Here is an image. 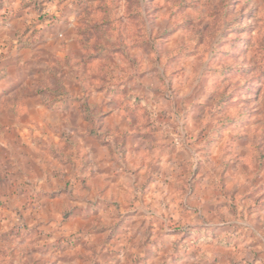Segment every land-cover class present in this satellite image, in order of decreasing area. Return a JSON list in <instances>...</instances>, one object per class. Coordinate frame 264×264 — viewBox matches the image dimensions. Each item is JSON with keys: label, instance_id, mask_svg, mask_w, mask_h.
I'll return each instance as SVG.
<instances>
[{"label": "rangeland", "instance_id": "1", "mask_svg": "<svg viewBox=\"0 0 264 264\" xmlns=\"http://www.w3.org/2000/svg\"><path fill=\"white\" fill-rule=\"evenodd\" d=\"M60 1L0 36V264H264V0Z\"/></svg>", "mask_w": 264, "mask_h": 264}, {"label": "crops", "instance_id": "2", "mask_svg": "<svg viewBox=\"0 0 264 264\" xmlns=\"http://www.w3.org/2000/svg\"><path fill=\"white\" fill-rule=\"evenodd\" d=\"M69 1L70 0H64V1L62 0V1L58 2V4L59 5L60 4H67L68 5L70 3ZM53 4H55V3L51 2V0H0V36H2V35L8 36V34H9L8 30L11 29V30H13L14 34H10L9 39H11L13 37L14 39H16V41L18 40V42L21 43V48L18 49L19 52L24 53V52L31 51L32 50L31 45L36 40L37 33L34 34L33 37L31 35L27 36L26 33H20L21 34L20 35L18 32V29L20 27L22 28L26 25L25 21H26L27 17H30L32 19L33 17L36 18L38 16V12L44 13V12L52 11ZM86 6H88V5H86ZM86 6L82 5L83 12H85ZM89 7H91V6H89ZM82 9H80V7H77V8L71 7V6L68 7L66 9V11L68 13L63 15L64 16L63 19L64 20L67 19L68 21H72L73 19L76 20L77 15L80 14ZM45 24L47 25V22ZM67 26H69V25H67ZM8 27H9V29H8ZM47 28L48 27H45V29L43 28V30L40 32L41 38L43 40H45V37H42V34L47 35V32H48ZM17 34H19L22 37V39L18 38L16 36ZM9 39L7 41H9ZM26 41H27V43H26ZM22 43H24L25 45ZM10 60H12V59H10ZM6 66H7L6 70L8 72V75H10V76L16 75L14 72L15 67L13 65L7 64ZM73 108H74V106H73ZM22 137H24L23 139H25L26 134H23ZM36 137H38L37 134H34L33 139H36ZM19 140H21V139H19ZM74 167L77 168L78 172L80 170L86 171L85 170L86 168L84 166V162L80 161L79 158H78V160H75ZM99 171H100V167H98V168L96 167V172H99Z\"/></svg>", "mask_w": 264, "mask_h": 264}]
</instances>
